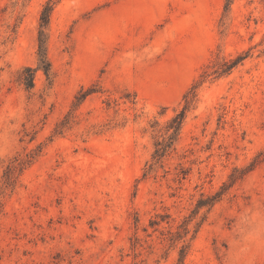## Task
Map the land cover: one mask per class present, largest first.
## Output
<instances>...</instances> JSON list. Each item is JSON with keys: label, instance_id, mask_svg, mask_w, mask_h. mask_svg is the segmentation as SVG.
<instances>
[{"label": "rangeland", "instance_id": "374dc122", "mask_svg": "<svg viewBox=\"0 0 264 264\" xmlns=\"http://www.w3.org/2000/svg\"><path fill=\"white\" fill-rule=\"evenodd\" d=\"M46 1L0 0V264H264V0H54L45 72Z\"/></svg>", "mask_w": 264, "mask_h": 264}, {"label": "trees", "instance_id": "16d2710c", "mask_svg": "<svg viewBox=\"0 0 264 264\" xmlns=\"http://www.w3.org/2000/svg\"><path fill=\"white\" fill-rule=\"evenodd\" d=\"M55 2L54 0H47L45 5L43 6L40 18H39V35H38V43H39V60L42 63V66L45 70V72L48 71V62L46 60V53H45V42H46V36H45V29L48 25L50 14L52 12L53 6ZM47 65V66H46ZM26 76H25V84L27 87L32 86V68L27 67L25 69ZM184 117V109L181 110L177 116H175V120L177 119L175 129L178 128L179 124L182 122V119Z\"/></svg>", "mask_w": 264, "mask_h": 264}]
</instances>
